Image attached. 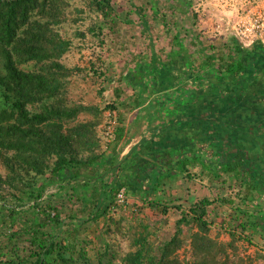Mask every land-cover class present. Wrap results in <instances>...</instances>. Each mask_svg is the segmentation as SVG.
<instances>
[{
    "label": "trees",
    "instance_id": "16d2710c",
    "mask_svg": "<svg viewBox=\"0 0 264 264\" xmlns=\"http://www.w3.org/2000/svg\"><path fill=\"white\" fill-rule=\"evenodd\" d=\"M90 1L104 19L115 14L112 0ZM63 15V0H0V160L10 172L6 179L0 174V186L24 174L31 176L18 205L8 209L9 220L21 224L12 239L28 235V253L17 252L0 263L92 264L88 256L91 239L87 231L82 235L79 230L107 214L106 198H115L127 185L128 191L140 190L145 203L156 200L155 186L164 176L172 179L190 164H199L209 174L221 171L244 176L246 189L258 194L252 197L254 209H264V168L253 159L257 139L251 135L253 127L264 133L263 46L246 48L233 38L229 54L219 57L218 63L196 67L191 60L186 64L180 60L185 47L176 35V52L166 58L154 55L150 63L138 64L127 75V84L139 88L142 103L154 95L147 115H163L159 124L168 131L131 149L126 157L130 156L134 166H127L122 174L127 181L112 185L106 178L118 166L116 156L111 157L107 151L95 153V124L66 127L81 113L98 114L101 110L67 105L64 88L70 69L59 60L70 41L56 29ZM29 64L33 68H22ZM118 119L124 122L122 114ZM125 132L124 126L117 129L113 150ZM86 152L91 155L80 157ZM128 172L136 177L131 179ZM144 183L146 188L142 187ZM52 186L56 192L44 198ZM242 199L241 204L248 205L247 196ZM73 202H78V210H74ZM151 204L154 208L158 202ZM211 205L212 201L204 198L188 213L183 212L176 221L175 234L158 247V255L153 253L147 235H142L136 241L137 250L129 252L120 264H238L229 251L232 242L225 244L209 235L206 216ZM237 209L248 215L241 207ZM162 212L167 214V209ZM252 214L259 213L255 210ZM6 220L1 215L0 221ZM191 224L197 226L191 237L192 262L175 254L182 246V226ZM247 224L259 229L260 223L254 225L248 218L240 226L247 228ZM230 236L235 238V232ZM98 260L113 264L115 256L107 249L99 253ZM239 260L244 263V259Z\"/></svg>",
    "mask_w": 264,
    "mask_h": 264
},
{
    "label": "rangeland",
    "instance_id": "374dc122",
    "mask_svg": "<svg viewBox=\"0 0 264 264\" xmlns=\"http://www.w3.org/2000/svg\"><path fill=\"white\" fill-rule=\"evenodd\" d=\"M219 3V0H112L115 14L106 20L95 11L90 0H63L64 15L56 29L70 41L69 49L59 60L70 69L64 88L67 105L96 106L101 110L98 114L81 113L66 127L86 122L95 124L92 131L95 153L107 151L111 157L116 156L118 166L109 173V179L106 178L109 184L126 180L122 174L134 166L130 163V156L126 157L131 149L168 131L162 130L159 124L163 115H147L149 101H155L154 95L142 103L139 88L127 84V75L141 62L150 63L154 55L166 58L176 52V35L180 36L178 39L185 47L179 56L183 63L191 60L196 67L211 61L218 63L219 57L229 54L228 46L234 44V37L230 34L231 15L223 12ZM22 68L28 70L33 66L29 64ZM143 95L148 97V93ZM136 101L141 104L137 105ZM120 114L123 123L118 119ZM120 126L125 127V136L113 150L115 133ZM177 132L184 133L185 130ZM254 145L253 157L262 165L263 143ZM90 155L86 152L80 157ZM0 174L4 179L10 174L3 159L0 160ZM128 175L131 179L136 177L130 172ZM29 177L24 174L11 179V184L0 186V217L5 215L7 219L0 221V261L14 257L17 252L28 253V235L12 239L21 224L9 220L8 209L18 205V197L27 186ZM146 185L144 183L142 187L146 188ZM159 185L155 186L156 200L149 197L151 200L146 203L140 198V190L128 191L127 185L115 198H106L107 214L79 230L82 235L87 231L91 239L88 256L92 264H101L99 253L107 249L115 256L113 264H120L129 252L137 250L136 241L142 235H147L153 253L158 255V247L175 234L176 221L182 213H188L192 205L204 198L212 201L206 216L210 224L209 235L225 244L232 242L229 251L238 264H242L239 258L244 259L243 264H264V209H254L252 197L258 194L246 189L244 176L235 177L221 171L209 174L199 164H190L186 171H178L172 179L164 176ZM56 190L55 186L49 187L44 198ZM245 195L248 205L241 204ZM153 201L158 202L154 208L151 207ZM4 205L7 207L2 209ZM72 205L74 210L80 207L78 202ZM237 207L248 211V215H242ZM164 208L167 209L165 215ZM255 210L258 216L252 214ZM82 216L78 214V217ZM248 218L254 225L260 223L259 229L251 227L252 224H247V228L240 226ZM182 231V246L175 254L181 260L192 262L191 237L197 232V226L184 225ZM234 232L236 237L232 238L230 233Z\"/></svg>",
    "mask_w": 264,
    "mask_h": 264
},
{
    "label": "built area",
    "instance_id": "2783aa9c",
    "mask_svg": "<svg viewBox=\"0 0 264 264\" xmlns=\"http://www.w3.org/2000/svg\"><path fill=\"white\" fill-rule=\"evenodd\" d=\"M219 8L231 15L230 34L246 48L264 47V0H219ZM122 197V195L120 194Z\"/></svg>",
    "mask_w": 264,
    "mask_h": 264
},
{
    "label": "crops",
    "instance_id": "0c3cea01",
    "mask_svg": "<svg viewBox=\"0 0 264 264\" xmlns=\"http://www.w3.org/2000/svg\"><path fill=\"white\" fill-rule=\"evenodd\" d=\"M246 119H247V117H246ZM250 118L248 117V120H249ZM256 123V122H255ZM258 127V126H257ZM253 129H254V134H251L250 133V130H248V132L247 133H249V134H251L252 135V137L253 138H255V139H257L255 142V144H258L259 142H261V143H263V146H264V133L262 134H260V133H258L257 132V130L255 129V127H253ZM252 129V130H253ZM256 130V131H255ZM253 147H256L255 145L253 146ZM263 154H264V147H263ZM256 157L254 156L253 157V159L256 161V162H258L256 159H255ZM259 163V162H258ZM260 164V163H259ZM199 167H200V165H199ZM260 167H263L264 168V164H260ZM263 204H264V201L262 202Z\"/></svg>",
    "mask_w": 264,
    "mask_h": 264
}]
</instances>
